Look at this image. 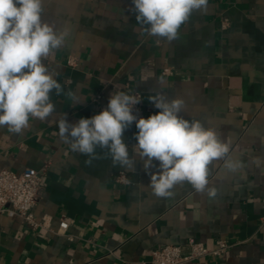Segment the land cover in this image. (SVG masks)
<instances>
[{"label":"crops","instance_id":"obj_1","mask_svg":"<svg viewBox=\"0 0 264 264\" xmlns=\"http://www.w3.org/2000/svg\"><path fill=\"white\" fill-rule=\"evenodd\" d=\"M130 6L45 0L44 21L68 32L44 61L63 92L53 91V113L30 118L22 134L0 127V169L42 172L33 208L40 226L0 214V264H145L152 249L189 238L230 246L186 264H264V0H208L170 43L134 31ZM129 90L141 93L144 118L158 111L149 96L183 98L182 115L229 144L235 169L214 161L203 192L184 182L170 198H157L135 156V125L123 136L134 166H113L100 149L86 165L60 138L59 119L91 117L110 93ZM60 219L69 223L64 233Z\"/></svg>","mask_w":264,"mask_h":264},{"label":"clouds","instance_id":"obj_2","mask_svg":"<svg viewBox=\"0 0 264 264\" xmlns=\"http://www.w3.org/2000/svg\"><path fill=\"white\" fill-rule=\"evenodd\" d=\"M207 7L208 0H131L129 11L139 25L134 31L170 43L179 38L181 26L193 12ZM45 11V0H0V127L14 134H22L30 118L47 119L55 110L51 94L63 92L44 61L64 45L68 32L44 21ZM158 82L165 84L163 78ZM142 100L135 93H110L106 106L91 117L74 123L66 115L59 119V136L73 152L86 157V165L100 158V149L113 166H134L123 138L134 123L135 156L142 161L150 177L148 187L157 198H170L175 186L184 182L203 192L214 161L235 169L229 144L200 120L182 115L183 98H169L163 92L149 96L158 111L147 118L134 111ZM208 195L214 196L215 189L209 188Z\"/></svg>","mask_w":264,"mask_h":264},{"label":"built area","instance_id":"obj_3","mask_svg":"<svg viewBox=\"0 0 264 264\" xmlns=\"http://www.w3.org/2000/svg\"><path fill=\"white\" fill-rule=\"evenodd\" d=\"M226 24L227 21L224 20L222 27ZM168 71V68H163V73ZM128 93H135L142 97L136 90H129ZM134 111L138 117L144 115L142 102L135 106ZM117 180L124 182L125 176L121 174ZM41 184L42 172L32 167H26L18 172L0 169V214L18 216L32 228L40 226V222L33 214V208L38 199ZM68 224L64 219H60L57 231L64 233ZM229 246L223 239H217L215 247L210 248L201 241L189 238L181 244H166L152 249L150 258L145 264H186L204 255L222 254Z\"/></svg>","mask_w":264,"mask_h":264}]
</instances>
